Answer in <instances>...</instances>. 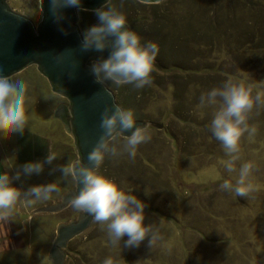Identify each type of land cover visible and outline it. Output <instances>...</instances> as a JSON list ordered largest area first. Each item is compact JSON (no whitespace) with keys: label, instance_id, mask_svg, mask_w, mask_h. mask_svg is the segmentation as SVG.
Instances as JSON below:
<instances>
[{"label":"rangeland","instance_id":"374dc122","mask_svg":"<svg viewBox=\"0 0 264 264\" xmlns=\"http://www.w3.org/2000/svg\"><path fill=\"white\" fill-rule=\"evenodd\" d=\"M112 3L142 42H155L159 51L151 85L135 89L105 84L118 105L134 109L138 121L150 124L151 139L138 146L134 159L126 154L106 157L101 169L133 188L132 194L146 204L145 223L162 224L170 247L149 248L145 241L138 248H123L124 237L121 251L110 249L106 233L92 220L67 244L65 264H102L109 254L118 264H264V106L250 114L257 133L252 140L241 138L235 162L237 170L244 161L253 163V189L243 197L221 189L223 180L234 182L237 172L225 171L220 163L227 157L208 128L212 109L201 115L197 108L200 93L228 76L264 81V0H163L155 7L140 6L137 0ZM6 4L34 24L41 19L39 0ZM16 76L26 81L31 97L24 131L48 140L47 150L58 158L39 175H22L13 184L26 190L57 183L59 191L31 206L18 203L13 215L0 216V264H41L57 225L75 220L81 211L71 205L53 214L31 211L57 203L74 188V181L62 179L58 170L49 171L77 154L72 137L53 118L66 100L51 92L34 65ZM6 131L0 133L5 136ZM12 153V146L5 154L0 149V160L13 162Z\"/></svg>","mask_w":264,"mask_h":264},{"label":"clouds","instance_id":"9594fccd","mask_svg":"<svg viewBox=\"0 0 264 264\" xmlns=\"http://www.w3.org/2000/svg\"><path fill=\"white\" fill-rule=\"evenodd\" d=\"M48 5V12L57 24L65 18L63 9L73 7L82 10L81 0H48ZM93 13L97 22L82 30L80 48L82 51L108 52L106 57H98L90 63L95 80L102 85H131L135 89L151 85L158 45L151 41L142 42L112 0H104ZM30 103L28 85L23 78L0 74V131L7 129L10 133L22 135L29 125ZM261 106H264V81L251 83L247 82V77L228 76L198 97L197 108L201 115L204 109H212L208 128L227 157L220 163L225 171L237 172L234 182L224 179L220 187L236 196H246L253 189L250 180L253 163L244 161L237 170L235 162L240 159L241 138L246 136L252 140L257 133V127L250 124L249 119L253 109ZM99 128L101 133L88 152L86 162L81 158L69 160L56 165L49 173L58 170L62 179L76 183L78 191L69 201L70 205L87 213L101 226L110 249L121 251L120 242L124 237L123 248H138L145 241L149 248L157 245L170 247L162 224L145 223L146 204L132 194L133 188L110 178L101 169L106 157L126 154L129 159H134L138 146L151 139L150 124L138 123L134 109L113 104L102 111ZM57 158L56 152L48 151L42 159L19 165L14 162L10 166L15 167L11 176L8 171H0V216L13 215L18 203L31 206L36 201L48 200L52 193L59 191L57 183L34 185L26 190L13 184L22 175H39L45 165H52ZM144 192L149 195L150 189L146 187ZM41 264H48L47 256L42 258ZM102 264H118V261L109 254Z\"/></svg>","mask_w":264,"mask_h":264},{"label":"water","instance_id":"95a60500","mask_svg":"<svg viewBox=\"0 0 264 264\" xmlns=\"http://www.w3.org/2000/svg\"><path fill=\"white\" fill-rule=\"evenodd\" d=\"M137 1L153 5L163 0ZM6 2L0 0V74L12 77L29 66H36L51 92L66 100V105L56 107L53 118L59 120L65 132L72 137L77 159L86 162L88 152L101 133L102 111L117 104L111 90L98 83L90 71V63L98 57H106L108 52L81 50L76 8L63 9L65 18L57 24L48 12V0H43L42 5L39 0L41 19L34 24L14 13ZM103 3L104 0H81L82 10L79 11L93 12ZM77 187L74 182V188L63 194L57 203L31 213L53 214L64 210L78 191ZM91 222V217L81 212L75 220L58 224L47 256L49 264H65L67 244L85 232Z\"/></svg>","mask_w":264,"mask_h":264},{"label":"crops","instance_id":"0c3cea01","mask_svg":"<svg viewBox=\"0 0 264 264\" xmlns=\"http://www.w3.org/2000/svg\"><path fill=\"white\" fill-rule=\"evenodd\" d=\"M4 135L0 133V149L5 154V150H9L10 146H12L13 153L11 156L13 157V162L0 160V171H8L7 168L14 162L19 165L28 161H35L42 159L48 153V140L38 134L35 135L24 131L20 135L6 131ZM9 169L10 175H13L15 167L13 166Z\"/></svg>","mask_w":264,"mask_h":264},{"label":"trees","instance_id":"16d2710c","mask_svg":"<svg viewBox=\"0 0 264 264\" xmlns=\"http://www.w3.org/2000/svg\"><path fill=\"white\" fill-rule=\"evenodd\" d=\"M140 6H147V5H141L140 3ZM149 6H158V5H149ZM94 23L96 22V18H95V15L94 13L92 12H81V16H80V22H79V29L82 31L83 29H85V26L87 25V23ZM179 69V68H178ZM115 90V89H113Z\"/></svg>","mask_w":264,"mask_h":264}]
</instances>
